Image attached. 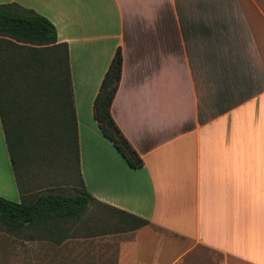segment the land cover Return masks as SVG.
Returning <instances> with one entry per match:
<instances>
[{
  "label": "crops",
  "instance_id": "crops-1",
  "mask_svg": "<svg viewBox=\"0 0 264 264\" xmlns=\"http://www.w3.org/2000/svg\"><path fill=\"white\" fill-rule=\"evenodd\" d=\"M3 4L43 17L65 45L76 156L41 137L15 160L0 122V198L83 188L112 215L61 224L52 264H264V0ZM116 51L109 112L134 169L92 118Z\"/></svg>",
  "mask_w": 264,
  "mask_h": 264
},
{
  "label": "trees",
  "instance_id": "trees-1",
  "mask_svg": "<svg viewBox=\"0 0 264 264\" xmlns=\"http://www.w3.org/2000/svg\"><path fill=\"white\" fill-rule=\"evenodd\" d=\"M120 68L116 51L93 99L92 118L102 137L134 169L141 166V160L109 112ZM0 122L10 157L25 142L35 145L41 137L47 141L54 138L69 157L76 156L65 45L56 44L54 28L46 19L15 4L0 5ZM91 202L83 188L69 195L44 192L21 198L19 203L0 198V223L7 230L42 227L54 234L57 226L79 218ZM131 219V228L146 225L143 220Z\"/></svg>",
  "mask_w": 264,
  "mask_h": 264
},
{
  "label": "rangeland",
  "instance_id": "rangeland-1",
  "mask_svg": "<svg viewBox=\"0 0 264 264\" xmlns=\"http://www.w3.org/2000/svg\"><path fill=\"white\" fill-rule=\"evenodd\" d=\"M12 156L16 160L15 157H17V155L13 154ZM109 214L110 213L104 209L97 207L94 204H90L81 214V217L92 221L97 219L98 222L100 221V223L103 224L102 220L112 217V215ZM117 219L123 224L128 223V220L126 219H121L120 217ZM66 228L67 227L64 225H59L53 230V234L49 233L50 231L48 229L44 230L42 227H36L35 229L23 228L20 230H7L0 223V264H26L27 260L30 261V259L34 264H52L56 261L55 258H52L54 257L52 255L56 256V254H52L50 241H52L53 236H58L60 232L64 233ZM67 229H69V227ZM12 237L18 239V241H15ZM29 240H34V249L31 252V248L29 246L28 248L26 243V241ZM17 246H19L18 249H16ZM30 255L32 256L30 257Z\"/></svg>",
  "mask_w": 264,
  "mask_h": 264
}]
</instances>
